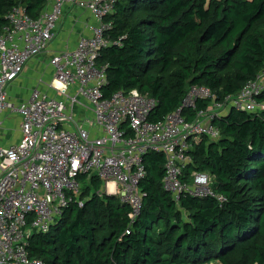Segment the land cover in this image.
Wrapping results in <instances>:
<instances>
[{
  "label": "trees",
  "instance_id": "1",
  "mask_svg": "<svg viewBox=\"0 0 264 264\" xmlns=\"http://www.w3.org/2000/svg\"><path fill=\"white\" fill-rule=\"evenodd\" d=\"M48 0H0V31L22 6L37 18ZM110 44L98 57L106 68L104 95L138 88L156 100L148 118L163 119L191 85H205L224 103L264 70V0H115L105 16ZM264 104V89L255 94ZM212 98L184 108L193 122ZM219 130L192 140L184 180L212 175L215 194L164 187L166 156H144L140 211L101 193L97 176L84 185L47 232L28 246L44 264H264V108L232 107L215 114ZM217 195H222L223 200Z\"/></svg>",
  "mask_w": 264,
  "mask_h": 264
},
{
  "label": "built area",
  "instance_id": "2",
  "mask_svg": "<svg viewBox=\"0 0 264 264\" xmlns=\"http://www.w3.org/2000/svg\"><path fill=\"white\" fill-rule=\"evenodd\" d=\"M114 1L48 0L37 18L14 6L9 26L0 31V129L3 112L21 118L18 141L0 145V264H44L29 254L31 237L49 231L73 200L83 204L80 194L93 176L100 179L101 193L118 197L137 215L147 172L144 156L151 151L165 154L163 184L176 198L184 191L215 194L208 171L195 170L183 179L192 140L204 134L218 137L215 114L232 107L253 112L264 108L255 99L264 89V70L224 103L214 100L209 87L191 85L181 104L158 121L148 118L156 100L138 88L105 96L106 68L98 57L110 44L106 31L111 23L105 16ZM66 4L91 13L88 33L73 48L53 53V78L15 101L8 86L32 57L48 50ZM208 98L213 100L208 109L189 122L184 108Z\"/></svg>",
  "mask_w": 264,
  "mask_h": 264
},
{
  "label": "crops",
  "instance_id": "3",
  "mask_svg": "<svg viewBox=\"0 0 264 264\" xmlns=\"http://www.w3.org/2000/svg\"><path fill=\"white\" fill-rule=\"evenodd\" d=\"M92 19L88 10L73 8L66 4L64 14L57 23L55 38L51 41L48 50L32 57L25 65L23 73L13 83L26 86L28 97L31 90L39 86L42 81H50L54 76L47 72L48 67L52 68L49 62L50 56L60 50L73 48L81 36L88 33V22ZM13 95L15 96V93Z\"/></svg>",
  "mask_w": 264,
  "mask_h": 264
},
{
  "label": "rangeland",
  "instance_id": "4",
  "mask_svg": "<svg viewBox=\"0 0 264 264\" xmlns=\"http://www.w3.org/2000/svg\"><path fill=\"white\" fill-rule=\"evenodd\" d=\"M47 72L49 74L54 75L52 72V68L48 67ZM52 75H50L52 77ZM11 93H15V101H20L23 98L27 97V87L24 85H18L16 83H12L9 85L8 89ZM218 111H225L223 108ZM3 125L0 129V145L2 146H10L18 141L20 136V124L21 118L16 114H8L3 112L2 115ZM204 120V118L202 119Z\"/></svg>",
  "mask_w": 264,
  "mask_h": 264
}]
</instances>
